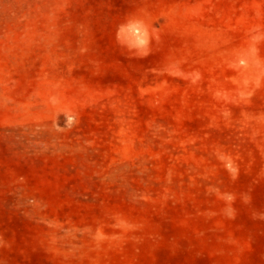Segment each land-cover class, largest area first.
<instances>
[{
	"label": "rangeland",
	"instance_id": "374dc122",
	"mask_svg": "<svg viewBox=\"0 0 264 264\" xmlns=\"http://www.w3.org/2000/svg\"><path fill=\"white\" fill-rule=\"evenodd\" d=\"M0 264H264V0H0Z\"/></svg>",
	"mask_w": 264,
	"mask_h": 264
}]
</instances>
